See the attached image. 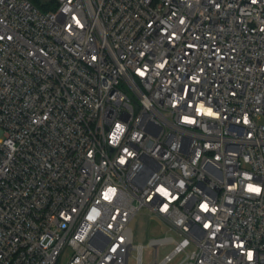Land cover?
I'll return each mask as SVG.
<instances>
[{
  "label": "built area",
  "instance_id": "obj_1",
  "mask_svg": "<svg viewBox=\"0 0 264 264\" xmlns=\"http://www.w3.org/2000/svg\"><path fill=\"white\" fill-rule=\"evenodd\" d=\"M56 1L0 0V264H264V0Z\"/></svg>",
  "mask_w": 264,
  "mask_h": 264
},
{
  "label": "rangeland",
  "instance_id": "obj_2",
  "mask_svg": "<svg viewBox=\"0 0 264 264\" xmlns=\"http://www.w3.org/2000/svg\"><path fill=\"white\" fill-rule=\"evenodd\" d=\"M43 3L49 0H41ZM57 6V1L51 4L53 9ZM131 227L134 233V243H143L147 245L152 237H160L165 235L167 230L160 221L151 216L149 211L144 208L140 210L131 222ZM171 234V233H168ZM173 245L167 244L159 247L158 255L162 258L166 253H168ZM154 249L152 247H145L143 251L144 263L147 264L154 257ZM130 264H136L133 257L130 258Z\"/></svg>",
  "mask_w": 264,
  "mask_h": 264
},
{
  "label": "trees",
  "instance_id": "obj_3",
  "mask_svg": "<svg viewBox=\"0 0 264 264\" xmlns=\"http://www.w3.org/2000/svg\"><path fill=\"white\" fill-rule=\"evenodd\" d=\"M38 8L42 11L51 10V4L55 2V0H49L46 3H43L41 0H31ZM54 9V8H53Z\"/></svg>",
  "mask_w": 264,
  "mask_h": 264
},
{
  "label": "snow or ice",
  "instance_id": "obj_4",
  "mask_svg": "<svg viewBox=\"0 0 264 264\" xmlns=\"http://www.w3.org/2000/svg\"><path fill=\"white\" fill-rule=\"evenodd\" d=\"M209 114H211L210 111H209ZM110 191H114V190H110ZM249 191H259V189L258 188H255V187H252V186H249ZM204 207L206 208L207 206L205 205ZM249 258H251V253L249 254Z\"/></svg>",
  "mask_w": 264,
  "mask_h": 264
},
{
  "label": "clouds",
  "instance_id": "obj_5",
  "mask_svg": "<svg viewBox=\"0 0 264 264\" xmlns=\"http://www.w3.org/2000/svg\"><path fill=\"white\" fill-rule=\"evenodd\" d=\"M253 192H259V191H253Z\"/></svg>",
  "mask_w": 264,
  "mask_h": 264
}]
</instances>
